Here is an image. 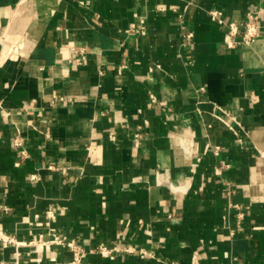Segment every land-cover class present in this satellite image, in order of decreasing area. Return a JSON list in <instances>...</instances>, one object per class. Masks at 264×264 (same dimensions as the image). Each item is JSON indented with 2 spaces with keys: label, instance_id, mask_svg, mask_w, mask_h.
<instances>
[{
  "label": "crops",
  "instance_id": "crops-1",
  "mask_svg": "<svg viewBox=\"0 0 264 264\" xmlns=\"http://www.w3.org/2000/svg\"><path fill=\"white\" fill-rule=\"evenodd\" d=\"M83 1L0 0V230L145 254L84 264H264V0ZM214 11L258 37L229 48Z\"/></svg>",
  "mask_w": 264,
  "mask_h": 264
},
{
  "label": "built area",
  "instance_id": "built-area-1",
  "mask_svg": "<svg viewBox=\"0 0 264 264\" xmlns=\"http://www.w3.org/2000/svg\"><path fill=\"white\" fill-rule=\"evenodd\" d=\"M88 0H84L83 4H88ZM210 18L212 21L221 24L225 26L226 28V38L225 43L230 48L235 45L234 39L238 36H240V43L243 44H249L253 42L257 37V30H258V16L255 13H247L246 19L242 26L236 24V23H226L223 21V16L220 12L214 11L209 13ZM130 31L137 33L141 36L145 35V31L143 27L139 26V28H136L134 26L131 27ZM241 33V35H240ZM191 34H188V38H191ZM85 59V52L80 51L79 52V58H77V62H82ZM149 101L151 103H155L156 99L154 96H149ZM139 138V135H135L134 139L137 140ZM22 156H25V152L21 153ZM4 212L7 211L6 208H1ZM45 221L50 222L54 219L53 214L49 211L45 213L44 217ZM48 240L42 241L40 239L34 240L32 242H20L18 241L14 236L8 235L3 233L0 230V253L4 250H7L9 248L14 249V256L15 258L18 256V250L25 247H39L44 248L46 245L49 246H56L66 249L70 253V260L68 262L62 263V264H84V261L86 257L89 254L98 253L102 257L105 258H111L113 259L116 255L120 254H134L138 252L140 256H145V254L142 253V251H136V249L130 247V246H114V247H108L105 245H99L94 249H86L84 246L78 244L75 240L68 239L63 236H59L55 230L49 229L48 233Z\"/></svg>",
  "mask_w": 264,
  "mask_h": 264
}]
</instances>
